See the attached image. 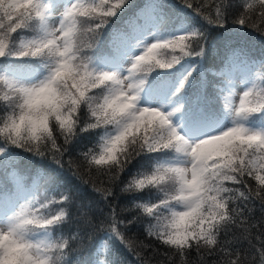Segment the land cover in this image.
<instances>
[{
	"label": "snow or ice",
	"instance_id": "snow-or-ice-1",
	"mask_svg": "<svg viewBox=\"0 0 264 264\" xmlns=\"http://www.w3.org/2000/svg\"><path fill=\"white\" fill-rule=\"evenodd\" d=\"M205 7L0 0V264H150L136 225L159 264H264V0Z\"/></svg>",
	"mask_w": 264,
	"mask_h": 264
},
{
	"label": "trees",
	"instance_id": "trees-1",
	"mask_svg": "<svg viewBox=\"0 0 264 264\" xmlns=\"http://www.w3.org/2000/svg\"><path fill=\"white\" fill-rule=\"evenodd\" d=\"M189 2L193 3V5H195L197 2L203 3L206 6L204 10H208L207 5L211 3V0H189ZM228 24L231 28H235V26L232 24L231 19L228 21ZM257 24L260 27H264V22L257 21ZM251 28L252 27L246 28L244 35H246V32L251 31L252 30ZM253 29H255V28H253ZM82 40L84 42H87V40H88V34L87 33H84L82 35ZM174 54L177 56L180 53L177 50ZM168 57L171 60L173 57L172 53H170L168 55ZM84 143H87V139H85ZM90 146L91 145H89V147ZM77 151H79V150H77ZM65 159L67 160V159H69V157L66 156ZM71 159H73V161H76V156L74 155L73 157H71ZM133 163H134L135 167L130 166V170L134 173L136 170L139 169L140 165L137 164L135 161ZM145 163H146L145 161H140V164H145ZM74 167H76L81 172V174L84 175L85 179H92V180L96 181L98 184H101V186H106L107 180H108L107 176H105L101 173H95V174L89 173L87 171L86 167L80 161H76L74 163ZM251 184L254 185L255 181H251ZM114 205H116L117 212L120 216H129L131 213L136 211L135 208L131 204H128L124 200L115 201ZM250 207H252L255 220L258 222L260 219V216H261L259 203H256L254 206L250 205ZM123 208H126L127 210L121 211V209H123ZM146 227H147L146 225H136L135 227L132 228L129 235L134 236L135 237V243L137 245H140V255L141 256L149 257L150 258V264H159V262L163 259V253L165 251H167V249L165 246L159 245V242L155 241L154 237H150L147 235V232L145 230ZM68 232H69V229L65 228L64 234L67 235ZM154 248L158 249V251L153 252L152 249H154ZM128 260H129V264H137L136 258L134 256H132L131 253H128ZM215 260H216L215 256L202 255L200 257H197L195 253H192V255L188 258V264H199L200 261H205L206 264H211V262H213ZM73 264H76L75 260L73 261ZM175 264H184V262L180 261L178 258H175Z\"/></svg>",
	"mask_w": 264,
	"mask_h": 264
},
{
	"label": "rangeland",
	"instance_id": "rangeland-1",
	"mask_svg": "<svg viewBox=\"0 0 264 264\" xmlns=\"http://www.w3.org/2000/svg\"><path fill=\"white\" fill-rule=\"evenodd\" d=\"M238 94H239V91L237 90ZM237 103L239 102L238 100L236 101Z\"/></svg>",
	"mask_w": 264,
	"mask_h": 264
}]
</instances>
